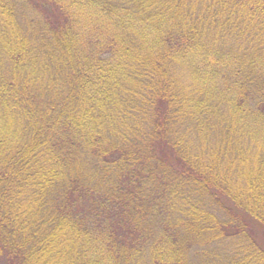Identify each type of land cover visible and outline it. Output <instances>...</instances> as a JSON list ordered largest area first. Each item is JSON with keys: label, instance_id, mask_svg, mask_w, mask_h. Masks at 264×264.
Listing matches in <instances>:
<instances>
[{"label": "trees", "instance_id": "trees-1", "mask_svg": "<svg viewBox=\"0 0 264 264\" xmlns=\"http://www.w3.org/2000/svg\"><path fill=\"white\" fill-rule=\"evenodd\" d=\"M0 264H264V0H0Z\"/></svg>", "mask_w": 264, "mask_h": 264}]
</instances>
